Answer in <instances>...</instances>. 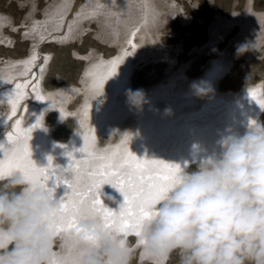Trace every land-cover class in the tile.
Returning <instances> with one entry per match:
<instances>
[{"label": "rangeland", "instance_id": "1", "mask_svg": "<svg viewBox=\"0 0 264 264\" xmlns=\"http://www.w3.org/2000/svg\"><path fill=\"white\" fill-rule=\"evenodd\" d=\"M262 13L264 0H0V79L22 76L26 69L24 61L32 60L34 55L44 58L43 89L56 98L40 106L39 123L34 128L50 136L53 139L51 144L55 141L65 146L78 136L81 128L79 116L94 99L90 91L94 70L124 51L127 45L125 32L129 26L134 28L140 24L145 27L144 33L137 37L139 51L131 60L130 78L134 90L152 91L166 86L172 78L181 84L188 83L207 74L214 67V59L222 57V60L231 59L233 63L214 89H221L228 95L236 91L240 96L251 87L247 85L264 82V39H261L264 38V25L257 21L253 25V20H249L253 15L261 17ZM106 95L105 92L99 94L92 105L105 110L109 104ZM210 97L208 99L213 98ZM8 111L6 100L1 99L0 117L7 115ZM201 117L202 114H198L195 118L199 120ZM256 119L264 121V107ZM133 120L130 114L122 120V127L116 124L118 122L103 125L95 142L89 144L88 149L94 150L87 149V154L79 159L84 161L89 155L96 165L106 166V161L117 158L121 151L118 148L127 146L125 148L130 149L128 145L133 143L136 134ZM186 148L177 156L185 155ZM12 150L15 151L14 147ZM63 156L66 154H62L53 170L58 167L57 195L63 196L67 204L68 194L65 193L74 188L77 195L83 193L79 190L80 181L74 176V170L82 169L81 173L89 167L82 165L78 168L74 166L76 163L66 162L67 158L64 160ZM163 157L160 154L152 160ZM158 162L144 161L143 167H153L152 171H159L153 173L162 178L163 168H159ZM66 164L70 172L63 171ZM192 167H195L194 163ZM167 168L172 169V164ZM7 176L0 177V187L6 183L3 178ZM66 182L68 184H64ZM104 188L101 189L103 192L107 190L105 193L109 195L110 188ZM125 209H130L131 214L128 211L123 218L135 216L131 204ZM132 223L124 222L125 225ZM126 233L124 239L129 244L126 247L130 264H181L178 251L171 253L163 263H157L146 253L130 227ZM53 250H59V241L54 243Z\"/></svg>", "mask_w": 264, "mask_h": 264}, {"label": "clouds", "instance_id": "2", "mask_svg": "<svg viewBox=\"0 0 264 264\" xmlns=\"http://www.w3.org/2000/svg\"><path fill=\"white\" fill-rule=\"evenodd\" d=\"M3 179L0 264H130L125 197L121 223L109 225L91 204L69 207L55 176L22 168ZM137 208L130 230L156 259L178 251L181 264H264V121L250 118L243 133L226 128L211 150L173 162Z\"/></svg>", "mask_w": 264, "mask_h": 264}, {"label": "bare ground", "instance_id": "3", "mask_svg": "<svg viewBox=\"0 0 264 264\" xmlns=\"http://www.w3.org/2000/svg\"><path fill=\"white\" fill-rule=\"evenodd\" d=\"M262 16L253 15L249 17V20H253V25L255 21L264 25ZM139 25L134 24V28L130 26L127 28L125 32L127 45L124 51L107 61L101 68L94 70L90 88L93 98L97 99L99 94L105 92L109 96V104L104 105L105 110L99 109L97 105H92L93 99L92 104H89L79 116L81 128L78 129V136H75L68 145L64 146L55 141L51 144L53 139L49 138L50 136L48 137L43 131H35V126L39 123L38 109L56 98V95L47 94L43 89V71L46 64L42 56L34 55L32 60H25L26 69L23 70L22 76L0 79V100L5 99L9 107L8 114L0 117V177L11 175L12 172L23 168L38 179L46 177L51 181L55 176L58 181L56 171L58 167L53 170V166L60 162L62 154H66L63 157L64 160L65 157L67 158L65 161L69 164L76 163L77 165L74 166L78 168L82 165L89 167L81 173L82 169L74 170V176L76 175L80 181L79 190L84 194L77 195L78 191L74 190L75 188L69 193L64 192L68 194L67 205L71 207L81 202L91 204L97 213L102 215L106 212L113 213L107 217L109 225L119 224L123 197H128L132 201L131 205L135 208L132 209L133 215H135L138 208L137 200H133V197L139 194L141 189L144 190V195H147L149 184H158L162 181L157 174L153 173L159 171H152L151 166L143 167L144 161L158 160L159 168H163L160 174L163 177L168 176L170 170L167 167L173 162L183 164L189 161L195 155L197 147L211 150L226 128L231 127L243 133L246 130L247 121L250 118L256 119L257 113L264 107L263 81L247 85L246 87H251L246 88L240 96L236 94V91L228 95L225 91H220L221 89L218 91L214 89L216 85L218 87L219 79L231 69L233 62L227 58L214 59L216 61H214V67L210 68L211 71H206L207 74L188 83L181 84L172 78L166 86L153 88L152 91L134 90L130 78L133 66L131 60L139 51L137 37L145 28ZM252 94H255V99L252 98ZM207 95L213 98L209 96L211 99H208ZM130 114L133 115L136 126L133 143L128 145L130 149H126L127 146L118 148L121 151L117 158L106 161V166L96 165L95 160L93 159V162L89 155L84 158V161L79 159L85 156L84 153L87 154L85 151L89 148V144L92 145L95 142L103 125L118 122L116 124L122 127V120ZM198 114H202L199 120L195 118ZM129 121L131 122L130 119ZM13 147L15 151L12 150ZM185 148L186 154H182V157L177 156L178 153L185 152ZM160 154L164 156L162 159L152 160ZM67 165L63 167V171L68 170ZM68 171L70 172V169ZM77 171L79 173H76ZM148 175L152 179L147 178ZM62 187L65 188L64 185ZM102 187L110 188L111 193L109 195L105 193L107 192L105 188L106 191L103 192ZM85 190L89 192H84ZM101 193L104 194L101 195ZM127 212L128 210H125L124 214ZM73 221L78 227L79 222L76 217H73ZM125 221L130 223L133 220L123 218V223ZM128 245L126 243V246ZM167 257L154 259L157 263H163Z\"/></svg>", "mask_w": 264, "mask_h": 264}, {"label": "snow or ice", "instance_id": "4", "mask_svg": "<svg viewBox=\"0 0 264 264\" xmlns=\"http://www.w3.org/2000/svg\"><path fill=\"white\" fill-rule=\"evenodd\" d=\"M252 98L253 99H255L256 97H255V94H252ZM172 171V169H170V172ZM169 178V175L168 176H165V177H162V178H160V179H162V180H167ZM141 179H143V178H141ZM149 179H152L151 177H149ZM157 186V184H149L148 185V190H149V194H150V190L151 189H153V188H155ZM144 195V190L143 189H141V192L139 193V194H137L136 196H134L133 197V200H137L138 198H140V197H142ZM125 201H126V204H131L132 203V201L131 200H129L128 199V197H125ZM129 211V213H130V209L128 210ZM131 214V213H130ZM104 215H105V217H108V216H111V215H113V213H111V212H106V213H104ZM144 215L145 216H148L149 214L147 213V212H144ZM127 227H131V225H125V224H123L122 226H121V231L122 232H124L125 234H126V228Z\"/></svg>", "mask_w": 264, "mask_h": 264}]
</instances>
